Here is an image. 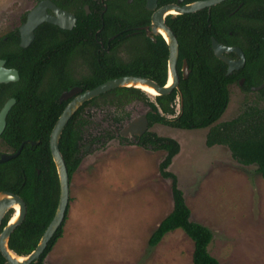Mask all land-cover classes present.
<instances>
[{
    "label": "trees",
    "instance_id": "1",
    "mask_svg": "<svg viewBox=\"0 0 264 264\" xmlns=\"http://www.w3.org/2000/svg\"><path fill=\"white\" fill-rule=\"evenodd\" d=\"M52 1L58 7L74 13L76 22L72 29L65 30L42 22L34 30V38L27 47L19 45L18 28L0 37V58L5 60L6 67L17 69L19 75L17 81L0 84V107L7 98L15 99L6 115L0 140L12 153L23 141H37L33 145L24 143L16 156L0 162V191L19 195L26 205L23 220L14 228L8 240V248L17 255H26L35 248L57 206L59 182L49 149V135L65 104L58 102L60 93L72 85L85 90L123 75L149 77L159 85H164L167 78L168 48L161 35L153 42L143 32L137 33L139 37H134L138 39L133 40L135 42L126 50V54H116L115 49L121 45L120 41L111 42L106 52L99 49V44L92 40L89 33L100 29L105 43L108 34L148 22L145 0H132L131 3L126 0ZM168 1L159 0V4ZM189 1L192 0H185ZM239 2H242L241 6L234 10ZM85 4L89 8L88 13L83 7ZM103 4H106L105 8ZM249 6L248 0H224L210 7L209 12L204 8L166 17L165 22L178 41L177 90L173 89L165 95H153L151 99L148 93L139 88L117 87L93 97L84 105L112 106L120 114L111 115L113 123L118 125L129 116L125 106L133 101H141L151 109L147 114L149 126L161 123L179 129L208 128L207 146L226 145L238 162L254 164L264 180V108L247 106L235 118L218 121L228 104L231 84L243 76L244 88L249 90V86L258 85L264 76V30L261 27L258 31L252 30ZM136 13H139L137 19L127 18ZM24 19L25 16L22 21ZM76 30H79L77 35ZM211 37L225 45L240 47L245 57L243 69L226 74L227 65L213 54ZM89 46L92 60L89 73L78 79L69 76V52L81 48L86 54ZM183 59L189 68L185 78L181 75ZM259 93L264 94V88ZM176 96L180 100L179 112L167 117L174 112ZM82 109L83 106L71 116L59 138V150L69 177L79 166L84 153L82 141L88 121L81 114ZM113 137L114 132L107 130L91 136L89 140L104 147ZM134 143L165 151L158 170L162 178L170 181L172 209L151 232L148 247L156 246L166 233L181 229L193 243L192 264H219L208 251L212 232L190 219V210L177 185L176 176L168 169L179 152V143L150 130L136 136ZM12 214L13 209L5 214L0 229ZM65 216L41 255L30 264H46V255L62 235ZM4 261L0 253V264H4Z\"/></svg>",
    "mask_w": 264,
    "mask_h": 264
},
{
    "label": "rangeland",
    "instance_id": "2",
    "mask_svg": "<svg viewBox=\"0 0 264 264\" xmlns=\"http://www.w3.org/2000/svg\"><path fill=\"white\" fill-rule=\"evenodd\" d=\"M38 1L0 0V37L18 28ZM133 42L123 41L124 49ZM123 47L117 49L123 53ZM72 52L67 67L72 64L80 76L85 75L90 56H84L81 48L76 56ZM247 106L264 108V94L246 90L237 82L231 84L228 104L218 121L235 118ZM125 108L133 116L144 113L147 105L133 101ZM179 108L176 103L174 112L166 116L173 117ZM81 114L88 121L84 153L70 176L62 235L45 263L192 264L193 243L181 229L166 233L152 248L147 245L151 232L172 209L170 181L158 170L165 151L139 146L133 138L120 140L116 133L100 147L89 139L122 127L124 122L117 125L110 119L119 112L101 104L87 105ZM149 130L179 143L168 169L176 176L190 219L212 232L210 255L219 264H264V180L256 166L238 162L226 145L207 146L208 128L179 129L153 123ZM8 151L0 140V152Z\"/></svg>",
    "mask_w": 264,
    "mask_h": 264
},
{
    "label": "water",
    "instance_id": "3",
    "mask_svg": "<svg viewBox=\"0 0 264 264\" xmlns=\"http://www.w3.org/2000/svg\"><path fill=\"white\" fill-rule=\"evenodd\" d=\"M177 1V3H168L158 7L156 0H146V7L152 10V14L150 24L143 28L147 36H149L152 40H154L153 35L159 33L168 48L167 78L164 85H159L153 79L145 76L123 75L106 80L95 87L84 91H82L80 87H72L60 94L58 98L60 102L71 97L73 94H75V96L72 97V99L62 109L49 135V149L59 182V197L57 206L52 219L42 233L35 248L26 255H17L8 248V240L11 232L23 220L26 213V205L19 195L10 191H0V226L3 217L10 209H13V205H19V214L17 217L11 221V215L9 220L0 229V253L5 259L4 264H30L31 262H35L64 219L69 202L70 177L67 172L64 158L59 150V138L68 120L78 110V108L84 102L92 99L93 97L117 87H135L145 91L142 89V86H148L154 90L155 95H165L170 93L173 89H178L179 74L176 67L179 51L178 41L173 31L165 22L166 16L170 15L173 17L177 14L192 13L204 8L209 9L224 0H195L185 4H180L181 0ZM85 9L88 12L87 6ZM48 10L51 11V13H49ZM75 20V15L72 12L58 7L52 0H39L36 5L26 13L25 20L18 27L19 45L21 47H27L34 38V30L42 22H48L63 29H71L75 24ZM211 49L215 57L227 65L226 74H229L233 69L239 68V66H241L244 62V54L237 46L224 45L211 37ZM226 52H234L239 56V58L236 60L231 59L225 55ZM181 73L183 78L187 77L189 73L186 60H183L182 62ZM168 77H171L170 83H168ZM18 79L19 75L17 69L13 67H6L5 60L0 58V84L14 82ZM263 84L257 88H261ZM14 101V98L11 97L7 99L0 108V134L4 130L6 115ZM146 130L147 117L145 112L142 115H135L132 117L128 123L122 126L119 134L124 138H129L133 135L141 136ZM24 143L32 145L37 144V141L33 142L26 140L19 145L14 153H1L0 162H4L16 156L21 151Z\"/></svg>",
    "mask_w": 264,
    "mask_h": 264
},
{
    "label": "flooded vegetation",
    "instance_id": "4",
    "mask_svg": "<svg viewBox=\"0 0 264 264\" xmlns=\"http://www.w3.org/2000/svg\"><path fill=\"white\" fill-rule=\"evenodd\" d=\"M127 2H129V3H131L132 2V0H126ZM192 1H195V0H192ZM192 1H189V2H192ZM248 1H250V6H249V12H250V15H251V17H252V20H251V23H252V26H253V28H252V30H254V29H257V31H258V28L259 27H261V28H263L262 30H264V6L262 5V3L264 2V0H248ZM156 2H157V6L159 7V6H161V5H164V4H168V3H177L178 1L177 0H170V1H168V2H166V3H163V4H159V0H156ZM189 2H185V0H181V2H180V4H185V3H189ZM241 4H242V2H239L238 4H237V6L235 7V9L234 10H236L238 7H240L241 6ZM104 6V8L106 7V4H103ZM88 7V5L87 4H85L83 7L85 8V7ZM144 7L146 8V10H148V12H149V17H148V22H144L142 25H140V26H134V27H125L124 29H119V30H117L115 33H112V34H108L106 37H105V43L103 42V39H102V37L103 36H101L100 34V29H97V30H95V32H89L90 34H91V36H92V40L93 41H95V42H97L98 44H99V49H103L104 51H106V52H108L109 51V49H110V43L111 42H113L114 40H118V42L120 41V43H121V45H120V47H123V41L125 42V41H128V40H131V41H133V40H137L138 38L137 37H139V35L137 34V33H140V32H143L144 33V35L146 36V37H148L149 39H151L149 36H147V34H146V32H145V30H144V28L143 27H146V26H148L149 24H150V19H151V14H152V10H150V9H148L147 7H146V0H145V2H144ZM86 10V9H85ZM48 12L49 13H51V11H49L48 10ZM88 12H89V8H88ZM87 11H86V13H88ZM207 12H209V9L207 8ZM233 12V11H232ZM74 14V13H73ZM167 17V16H166ZM76 18V17H75ZM75 22H76V20H75ZM22 23V22H21ZM75 25V24H74ZM73 25V26H74ZM73 26H72V28H73ZM71 28V29H72ZM61 29H63V28H61ZM65 30H70V29H65ZM77 33L79 34V30H76V34L75 35H77ZM106 33V32H105ZM107 34V33H106ZM134 35H137V37H134ZM158 35H160L159 33H157V34H154L153 36H154V40H152L151 39V41H155L156 40V37L158 36ZM79 38V37H78ZM263 40H264V37H263ZM115 42V41H114ZM113 42V43H114ZM112 43V44H113ZM223 44V43H222ZM225 45V44H224ZM227 46H235V45H227ZM238 47V46H237ZM240 48V47H239ZM90 46H89V49L88 50H86V54H83L84 56H90L91 57V51H90ZM241 49V48H240ZM242 50V49H241ZM77 52H79V49H75L74 48V50H73V56H76V53ZM115 53L116 54H126V50L124 49V47H123V53H121L118 49H115ZM242 53H243V51H242ZM225 55L227 56V57H229V58H231V59H234V60H236V59H238L239 58V56L237 55V54H235L234 52H226L225 53ZM183 60H185V59H183ZM183 60L181 61V67H182V62H183ZM91 63H92V60H90V66L88 67V72L85 74V75H87L88 73H89V71H90V68H91ZM177 65H178V60H177V64H176V67H177ZM244 65H245V57H244V62H243V64L241 65V66H239V68H237V69H233L231 72H236V71H240L241 69H243V67H244ZM226 70H227V68H226ZM230 72V73H231ZM67 73H68V75L69 76H72L73 78H76V79H78L79 77H80V75L75 71V70H73V67H72V64H70L69 65V67L67 68ZM85 75H83V76H85ZM120 77V76H119ZM114 78H116V77H114ZM110 79H112V78H110ZM107 80H109V79H107ZM106 81V80H105ZM104 82V81H103ZM237 83H238V85H240V87H243L244 88V82H245V78L243 77V76H240L238 79H237V81H236ZM264 76L262 77V79H261V81H260V83L258 84V85H251V86H249V91H256V92H258L259 93V91L260 90H262L263 88H264ZM263 84V86H261V88H257L258 86H260V85H262ZM72 87H80V86H78V85H72V86H70V87H68V89H66V90H69V89H71ZM256 87V88H255ZM81 88V87H80ZM82 89V88H81ZM66 90H63V91H66ZM86 90V89H85ZM62 91V92H63ZM82 91H84L83 89H82ZM61 92V93H62ZM60 93V94H61ZM60 96V95H59ZM59 96H58V98H59ZM75 96V94H73L71 97H69V98H67V99H65V100H62L61 102L58 100V102L59 103H62V102H65V104H64V106H63V108L65 107V105L72 99V97H74ZM9 98H11V97H9ZM9 98H7V99H9ZM13 98V97H12ZM6 99V100H7ZM15 100V99H14ZM176 103H178V105H179V107H180V100H179V98H177V96H176V98H175V100H174V107H175V105H176ZM14 104V103H13ZM85 104V102L81 105V106H83V109H84V107L85 106H87V105H84ZM105 105H107V106H109L108 104H105ZM80 106V107H81ZM1 107H2V105H1ZM0 107V108H1ZM79 107V108H80ZM110 107V106H109ZM112 107V106H111ZM126 107V106H125ZM62 108V109H63ZM78 108V109H79ZM149 107H147V109H146V117H147V114H148V112H150L151 111V109L149 108ZM82 109V110H83ZM126 109V108H125ZM113 111H114V108H113ZM144 112V113H145ZM144 113H142V114H144ZM142 114H138V115H142ZM83 115V114H82ZM87 115V114H86ZM176 115V114H175ZM83 116H85V115H83ZM135 115H133V116H130V113H129V116L128 117H125V118H123L122 120H121V122H120V124L121 123H123V125L124 124H126V123H128L129 121H130V119L132 118V117H134ZM110 119H111V115H110ZM111 121H112V119H111ZM120 124H118V125H120ZM122 125V126H123ZM149 124H148V118H147V130H149ZM122 127H120L119 129H118V126L117 127H115V128H113V132H114V134L116 133L117 135H118V137H121V138H123L125 141H130V140H132V138H133V142H134V139H135V137L136 136H130L129 138H124V137H122V136H120V134H119V131H120V129H121ZM146 130V131H147ZM33 145V144H32ZM87 149V147H85V150ZM6 153H12L11 152V150H10V148H9V151L8 152H6Z\"/></svg>",
    "mask_w": 264,
    "mask_h": 264
},
{
    "label": "bare ground",
    "instance_id": "5",
    "mask_svg": "<svg viewBox=\"0 0 264 264\" xmlns=\"http://www.w3.org/2000/svg\"><path fill=\"white\" fill-rule=\"evenodd\" d=\"M173 12V11H172ZM171 81V77H168V83H170ZM142 89L145 90L146 93H148L149 95L151 94L152 96L155 95V92L154 90L151 88V87H148V86H142ZM13 214H12V217H11V221H13L17 215L19 214V205L18 204H14L13 205ZM21 258V257H20Z\"/></svg>",
    "mask_w": 264,
    "mask_h": 264
}]
</instances>
